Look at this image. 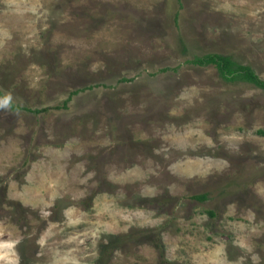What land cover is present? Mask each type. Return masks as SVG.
<instances>
[{"label": "rangeland", "instance_id": "rangeland-1", "mask_svg": "<svg viewBox=\"0 0 264 264\" xmlns=\"http://www.w3.org/2000/svg\"><path fill=\"white\" fill-rule=\"evenodd\" d=\"M206 53L264 81V0H0V264H264V89Z\"/></svg>", "mask_w": 264, "mask_h": 264}, {"label": "trees", "instance_id": "trees-1", "mask_svg": "<svg viewBox=\"0 0 264 264\" xmlns=\"http://www.w3.org/2000/svg\"><path fill=\"white\" fill-rule=\"evenodd\" d=\"M189 62L199 66L211 64L215 67L218 74L224 79L241 80L257 88L264 89V81L256 76L250 66L234 62L227 55H221L218 53H206L201 56L193 57ZM71 94L72 92L68 94L67 99ZM10 107L15 108V106L13 105H10ZM33 111L36 112L38 110ZM192 197L195 199L203 198L202 195H193Z\"/></svg>", "mask_w": 264, "mask_h": 264}, {"label": "clouds", "instance_id": "clouds-1", "mask_svg": "<svg viewBox=\"0 0 264 264\" xmlns=\"http://www.w3.org/2000/svg\"><path fill=\"white\" fill-rule=\"evenodd\" d=\"M11 100V96H5L4 99L0 100V107H6Z\"/></svg>", "mask_w": 264, "mask_h": 264}]
</instances>
